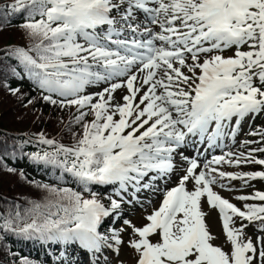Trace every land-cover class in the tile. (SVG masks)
Wrapping results in <instances>:
<instances>
[{
	"label": "snow or ice",
	"instance_id": "1",
	"mask_svg": "<svg viewBox=\"0 0 264 264\" xmlns=\"http://www.w3.org/2000/svg\"><path fill=\"white\" fill-rule=\"evenodd\" d=\"M7 9L23 16L19 27L30 44L6 54L22 65L41 99L61 108L75 107L73 121L82 128L79 139L73 133L71 147L41 134L39 143L55 145V151L29 158L60 168V180L68 173L82 192L37 184L55 199L30 201L31 207L22 211L16 206L14 214L0 217V230L46 246L44 264H82L81 254L88 257L87 264H109L105 250L122 241L115 230H109L110 236L100 231L105 220L119 219L123 203L138 200L136 194L142 190H152L163 192V199L145 217L148 223L137 228L123 221L137 237L128 245L136 264H254L257 254L259 264H264V236L257 237L259 249L251 238L242 239L249 225L264 233V192L236 197L262 202L244 204L241 210L211 187L217 178L245 184L264 179V172L229 174L211 167L223 162L239 165L242 159L264 165L252 155L264 152V147L235 161L225 160L230 153L213 156L199 172L198 158L178 152L205 141L208 148L220 146L234 117L239 126L246 116L264 111V87L254 85L258 80L264 86V0H13ZM138 12L144 14L142 20ZM245 46L248 50H241ZM230 49L233 54L225 57ZM12 72L17 74L15 68ZM101 84L108 86L95 93L85 91ZM4 87L12 95L19 93L6 83ZM122 87L128 94L123 104L113 106V93ZM32 103L30 99L25 106ZM89 113L91 122L86 121ZM235 132L231 127L230 134ZM250 135L261 140L248 143H264V131ZM175 155L188 166L176 187L161 189L156 182L176 171ZM189 181L191 191L186 187ZM89 185L116 187L105 197L106 205ZM129 189L132 199H126ZM202 198L218 210L228 251L212 243L216 237L206 226ZM234 217L240 218L239 227L231 226ZM20 264L40 262L22 258Z\"/></svg>",
	"mask_w": 264,
	"mask_h": 264
},
{
	"label": "trees",
	"instance_id": "2",
	"mask_svg": "<svg viewBox=\"0 0 264 264\" xmlns=\"http://www.w3.org/2000/svg\"><path fill=\"white\" fill-rule=\"evenodd\" d=\"M21 23L23 16L7 15L0 2V217L14 214L16 206L21 211L30 208V201L43 203L46 198L55 199L46 190L37 187V184L67 187L82 192L68 173H63L64 179L60 180V168L42 162L35 163L29 158L33 153L42 156L45 152L55 151V145L39 143L41 134L56 144L71 147L74 143L73 133H76L75 139H79L82 128L73 121L78 114L75 107L61 108L41 99V91L34 88L33 82L29 78L28 82L23 80L22 65L6 54L8 49L27 48L30 44L19 27ZM12 68L16 69L17 74H13ZM5 83L9 88H18L19 93L12 95L4 87ZM30 99L33 103L26 107ZM92 119L89 113L86 121L91 122ZM261 159L264 160V152ZM7 168L15 171L8 172ZM98 186L101 188L104 185H89L92 191L99 194L97 198L100 199ZM82 194L85 198H91L88 193ZM47 251L48 248L38 241L24 240L11 232L0 230V264H20L22 258L44 264L48 259Z\"/></svg>",
	"mask_w": 264,
	"mask_h": 264
},
{
	"label": "rangeland",
	"instance_id": "3",
	"mask_svg": "<svg viewBox=\"0 0 264 264\" xmlns=\"http://www.w3.org/2000/svg\"><path fill=\"white\" fill-rule=\"evenodd\" d=\"M2 1V0H1ZM7 7V6H6ZM150 7V6H149ZM135 71V69H133ZM115 82H123L122 79H117ZM108 85L101 84L98 86H89L86 88L87 93H95L98 91H101L104 87H107ZM160 91V90H158ZM127 89L126 87H122L120 89H117L113 95L115 96V100L112 101V105L115 106L116 103L123 104L122 97L124 95H127ZM137 103V102H135ZM118 116V115H117ZM251 141H256V136H253V140ZM222 143H225L223 141ZM227 146L226 152L228 151L231 156H225V160H233L235 161L236 157H240L241 154L243 156H248L250 152V148L246 149L244 152L243 150L240 151L241 145H229L228 143H225ZM254 144V143H253ZM186 146V145H185ZM240 151V152H239ZM178 152H182L184 156H187L191 158V153L189 149L182 148L178 149ZM222 156H224L222 150L219 151ZM235 152V155H232V153ZM255 153V152H254ZM254 153L252 154L254 156ZM179 161H175L174 163L176 164V171H174L171 176L167 179L164 180L165 184L167 185L166 187L168 189L173 188L174 186H177L179 183V178L182 176L184 173L183 169L186 168L188 165L186 162L182 161L180 155H178ZM212 158L207 159L206 161H200L198 162L199 167L197 169V172L204 170V163L207 162L208 160H211ZM252 163H247L244 162L243 159L239 165L236 164H229L227 162H223L221 164H214L211 167L217 169L218 171H222L226 173V170L228 167H235L237 173H245L244 171L251 166ZM248 172V171H247ZM172 185V186H171ZM222 185L226 187H222ZM187 189L191 191L193 189L192 182L189 181L186 185ZM212 190L220 195L223 199L228 200L230 203H232L234 206L240 208L241 210H244V204H254V200H249V201H240L237 200L236 197L238 196H249L253 194V190L255 188L254 184H235L234 180H230L228 178H217V183L212 185ZM150 190H146V192L149 193ZM151 197V196H150ZM163 199V192H161L160 196L158 195H153L152 199L148 198V203L142 205L143 209L141 210H135V207L131 211L132 214H130L128 217H123V214L121 213L120 218L121 219H126L131 222L132 225H134L137 228H141L145 226L148 221L145 219L146 216L150 215L155 209H158L161 202ZM206 198H202V209L203 211L207 214L205 216V223L210 231V233L215 236L216 238L212 241V243L216 246L222 247L225 251H228L230 248V245L226 243L225 236L223 234V229H222V221L220 220L219 213L217 209L210 208L206 202ZM151 202V203H149ZM235 224L231 225L232 227H239L241 224V220L239 217H234ZM244 224H248V221H243ZM125 225V224H124ZM122 229V228H121ZM123 234L121 236V241L122 243L120 245H115L114 243V253L111 255L107 256L109 264H117L118 262L121 264H136V254L133 249H131L129 245V241L133 239H137L134 235H132L131 228H128L126 225L123 227ZM118 232V231H117ZM258 236H264V233H260L257 231V228L255 225H249L245 230H244V235L242 239H249L251 238L254 246H256L259 249V245L257 243V237ZM153 242H155V238H152ZM111 241V240H110ZM113 242V241H111ZM88 258L85 257V260L82 262V264H87ZM254 264H259V258L257 254V259L254 261Z\"/></svg>",
	"mask_w": 264,
	"mask_h": 264
}]
</instances>
